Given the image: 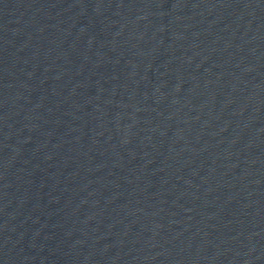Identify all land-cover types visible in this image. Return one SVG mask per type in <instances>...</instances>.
<instances>
[{
  "label": "water",
  "instance_id": "1",
  "mask_svg": "<svg viewBox=\"0 0 264 264\" xmlns=\"http://www.w3.org/2000/svg\"><path fill=\"white\" fill-rule=\"evenodd\" d=\"M264 0H0V264H237Z\"/></svg>",
  "mask_w": 264,
  "mask_h": 264
}]
</instances>
